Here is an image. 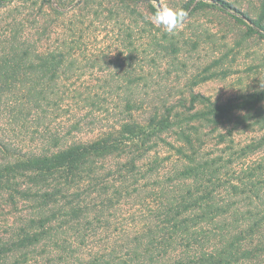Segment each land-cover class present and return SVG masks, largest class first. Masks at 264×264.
<instances>
[{
  "label": "trees",
  "instance_id": "1",
  "mask_svg": "<svg viewBox=\"0 0 264 264\" xmlns=\"http://www.w3.org/2000/svg\"><path fill=\"white\" fill-rule=\"evenodd\" d=\"M131 1L148 4L151 14L158 9L153 0ZM31 48L0 57V104L14 99L39 108L59 94L66 53ZM188 103L158 109L130 101L128 111L149 113L144 123L132 116L94 142L55 152L21 155L16 145L0 142L1 152L13 158L0 163V194H8L12 205L31 207L16 233L0 239V264H46L44 254L74 264L69 260L77 252L74 245L82 253L79 264H256L264 259V90L225 103L200 95ZM241 131L254 137L239 143L235 136ZM161 143L181 161L169 177L178 184L173 192L156 177L165 167L166 159L157 154ZM146 190L158 204L143 213L144 225L134 216V227H124L121 233L131 238L127 253L116 258L110 247H98L105 212Z\"/></svg>",
  "mask_w": 264,
  "mask_h": 264
},
{
  "label": "rangeland",
  "instance_id": "2",
  "mask_svg": "<svg viewBox=\"0 0 264 264\" xmlns=\"http://www.w3.org/2000/svg\"><path fill=\"white\" fill-rule=\"evenodd\" d=\"M153 3L181 9L190 3L187 19L170 34L149 22L148 4L131 0H1L0 57L25 46L35 51L61 49L67 61L58 81L59 94L41 107L14 99V104L8 100L0 104V142L16 145L21 155L44 153L47 148L55 152L94 142L132 116L144 123L149 113L128 111L130 101L161 109L180 100L188 103L193 96L225 103L264 90V20L260 18L264 0ZM253 137L241 131L235 139L245 144ZM167 141L174 143L173 138ZM157 154L166 160L155 175L173 192L178 184L169 177L181 161L166 143L160 144ZM12 160L0 150V163ZM8 196L0 194V239L16 233L23 216L31 212L30 205H12ZM157 204L146 190L107 210L98 225L103 229L95 239L98 247H110L116 258L126 254L131 238L121 233L124 227H134V216L144 225L143 213ZM73 249L77 252L69 260L79 264L82 253L75 245ZM44 257L46 264L62 262L58 256ZM256 264H264V259Z\"/></svg>",
  "mask_w": 264,
  "mask_h": 264
},
{
  "label": "clouds",
  "instance_id": "3",
  "mask_svg": "<svg viewBox=\"0 0 264 264\" xmlns=\"http://www.w3.org/2000/svg\"><path fill=\"white\" fill-rule=\"evenodd\" d=\"M187 16L188 13L181 8L159 6L157 11L148 16L147 19L165 32L174 34L183 25Z\"/></svg>",
  "mask_w": 264,
  "mask_h": 264
}]
</instances>
